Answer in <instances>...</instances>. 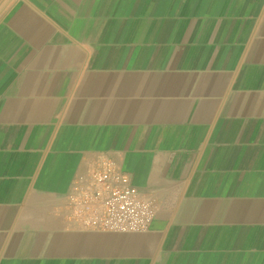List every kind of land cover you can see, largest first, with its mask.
<instances>
[{"label":"crops","instance_id":"crops-1","mask_svg":"<svg viewBox=\"0 0 264 264\" xmlns=\"http://www.w3.org/2000/svg\"><path fill=\"white\" fill-rule=\"evenodd\" d=\"M104 159L148 232L68 224ZM0 264H264V0H0Z\"/></svg>","mask_w":264,"mask_h":264},{"label":"built area","instance_id":"built-area-1","mask_svg":"<svg viewBox=\"0 0 264 264\" xmlns=\"http://www.w3.org/2000/svg\"><path fill=\"white\" fill-rule=\"evenodd\" d=\"M153 203L109 159L79 175L65 197L64 215L76 231L140 234L151 229Z\"/></svg>","mask_w":264,"mask_h":264}]
</instances>
